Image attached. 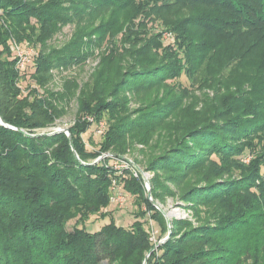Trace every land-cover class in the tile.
Here are the masks:
<instances>
[{"label":"trees","instance_id":"1","mask_svg":"<svg viewBox=\"0 0 264 264\" xmlns=\"http://www.w3.org/2000/svg\"><path fill=\"white\" fill-rule=\"evenodd\" d=\"M151 21L175 33L177 51L149 31ZM68 26L74 34L60 43L57 35ZM13 43L35 51L30 64L20 66ZM98 58L87 87L80 89L73 78H65L59 88L50 86L52 72ZM248 64L254 68L221 91L218 75L238 73ZM182 76L190 83V88L178 86L182 94L197 84L216 94L205 106L216 117H229L228 133L218 142L209 139L206 131L214 124L198 114L186 138L197 149L183 141L182 148L152 162L150 170H174L181 167L176 166L179 158L187 157L185 166L203 172L206 183L196 186L188 201L197 203L210 192L202 203L211 199L217 225L204 223L181 241L171 237L147 264H264V0H0V116L13 127L0 125V264H144L157 245L144 218L157 222L163 235L161 214L147 200V210L137 215L141 221L126 228L111 213H102L110 206L114 181L125 183L126 191L141 200L144 186L131 169L118 171L117 159L95 161L105 153L125 156L135 140L148 145L156 126L167 120L151 114L129 123L125 93L143 99ZM74 100L79 112L70 134L78 157L65 133L28 137L18 131L35 135L51 129ZM104 112L115 123L108 125L99 149L89 150L84 135L92 124L85 117L100 122ZM173 134L167 138L170 145L180 130L171 129ZM246 154L253 156L249 164L242 161ZM233 170L241 172L242 181L216 188L218 176ZM126 172L132 177L127 181ZM153 182L152 196L161 201L165 186L158 177ZM215 188L220 194L212 196ZM95 215L109 223L88 231L84 224ZM73 219L76 224L68 230ZM200 237L218 240L206 250L192 248Z\"/></svg>","mask_w":264,"mask_h":264},{"label":"rangeland","instance_id":"2","mask_svg":"<svg viewBox=\"0 0 264 264\" xmlns=\"http://www.w3.org/2000/svg\"><path fill=\"white\" fill-rule=\"evenodd\" d=\"M203 11V9H200L198 11V14H202ZM189 14L191 13L187 12L184 15L182 14L179 16V18H182L184 16L186 17ZM148 27L150 32L161 35L162 42L165 46L169 45L173 48V51H177V37L174 32L168 30L160 21H151L149 22ZM74 31L75 30L70 26L66 27L62 34L57 35L58 41L61 43L69 40L73 36ZM58 41L53 45H59ZM108 47L109 44L107 43L102 51H107ZM27 50H29V53L31 54L35 52L33 49H26V51ZM99 65L100 59L98 58L96 60L93 59L92 61L89 60L85 65L74 67L71 70H67L65 72L57 73L54 71L52 72L54 81L50 86H53L55 84L56 88H59L65 78H73L75 81H77V83H79L80 89L87 87L92 82L93 75L99 68ZM228 68L229 66L226 67V69ZM251 68L254 67L249 64L243 65L238 70V73H234V71L231 70L225 71L222 75H218V80L222 87L221 91L228 87H234V81L238 79V76L240 74L243 75L244 73L248 72L249 70H251ZM25 69L26 72H30L32 68L30 66ZM219 76L221 77L219 78ZM166 83L168 85L163 84L158 86V88L156 87V89H153L152 91L150 90L151 92L148 91V94L143 95V99L137 97L132 92L125 93V97L129 102L127 105V115H124V117L128 116L129 123L136 122L140 119H146L148 116H151V114L160 117L163 116L167 118V120L164 123H160L156 126V130L153 133L152 139L150 140L148 145L143 144V142L140 143L136 140L131 142V150L125 156H122L123 159L113 157V155H115L113 153H105L101 156L103 157V159L115 158L117 159L115 162H117L119 159L128 163L129 167L132 168L133 175L135 176L136 173V179L138 178L142 180L144 186V188L142 186L144 190V200H141L130 195L125 189V183L122 182L121 186L125 189L124 193L127 195V202L124 205L110 202V206L108 208L105 207L104 209H102V213H111L113 215L112 217L115 218L117 224L126 228L131 227V225L137 220L141 221V219H137L138 212L147 210L148 206L146 202L147 200H150L148 198V192H152L154 183L153 181L158 177L159 180L164 184L167 195L161 201L155 199L153 196L152 199L161 206V208L170 218L171 231L173 234V236L171 234L172 240L176 239L178 241H181V239H183L184 236L187 235V233L197 230L201 226L207 225L204 223H209L212 227H215L217 225L216 215L211 211L213 203L208 206V204L211 203V199L207 201L209 202L207 204L202 203L203 201H206L211 197L210 192L207 194H201L203 197H197L199 198L197 199V203L188 201L190 192L196 186H200L202 183L206 184L202 180L203 172H199L198 170L193 169V167L185 166V161L186 159H188L187 157L179 158V164L176 166L181 167H174V170L165 169L167 167H164V169L159 168L156 171H151L150 166L152 162L160 160L161 158L166 156L168 157L174 147L179 146L180 148H182L180 143L183 141L184 143L185 141H187L186 144H188L192 149L195 148L191 146V140L186 138H188V127L192 124L191 122L194 121V119L198 118V114L201 115V117H209L208 121H210V124H214V127L206 131L208 133L205 135L208 136L209 139L212 138L214 142H218L219 138L224 139L225 133H228L225 130V121L229 117L226 115L223 117L221 116V118L219 116L216 117L214 116L215 113H213L212 110L205 106V103L208 99H214L216 96V94L213 93L212 90L206 87L200 88L197 84L191 92H185L184 94H182L181 91L178 90V86L181 85V87L190 88V83L186 76H182L177 81L170 80ZM247 88L249 87L247 85H244V89L248 90ZM80 89L78 90L77 97H80ZM173 99H177L178 102H176V105L170 106L168 102ZM115 100L116 99H110L108 103L115 102ZM140 100L143 101L140 102ZM78 112L79 105L78 102L74 100L70 104L69 110L65 114V117L57 121L51 129L43 130L39 133L49 134L55 130H70V128L78 119ZM102 116H104V119L100 122H97L96 119L92 116L85 117L92 124L90 130L87 132V134L84 135V140L86 141L89 150L99 149L100 143L103 140L104 135L106 134L108 125H112L115 123L114 121H112L111 114L109 112H104ZM173 128L180 130V136L175 144L170 145L167 138L174 136V134L171 136V129ZM156 144L158 145V149L155 150L154 145ZM195 153L199 154L196 151ZM194 157L197 159L198 155ZM252 157L253 156H251V154L244 155L242 157L243 163L249 164ZM196 159H194V161ZM174 160L177 163L178 159ZM87 164L88 163H86V165ZM160 164L161 163H158L157 166L159 167ZM126 173L127 174L125 175H127V179H125V181L132 178L128 174V172ZM179 173H181L182 175H178ZM240 173L241 172H239L238 170H233L230 174L226 173L224 175H219L217 180L218 185L216 186V188H218V186L220 185L225 184H233V186H237V182L242 181V176ZM232 181L236 183H230ZM216 188L214 191L215 194L213 193L212 196H217L218 194H220V192L216 193ZM140 203L141 205H139ZM158 211L161 214L162 222L166 227V231L163 235L160 230L161 228L157 222L152 221L148 217V219L144 218L148 221L147 224L150 228V231L152 232V240L155 244H159V242L166 238L169 233L166 217L160 210ZM218 221L219 228L220 220L218 219ZM107 223H109L108 219L102 220L98 215H95L91 216L90 219L85 222L84 227L88 231L95 232L99 231ZM75 224L76 219L70 221L68 224V230H71L75 226ZM200 238H203L200 243H191L192 248H201L203 250H206L208 248H211L212 240H218L217 237L211 240L204 239L205 237Z\"/></svg>","mask_w":264,"mask_h":264},{"label":"built area","instance_id":"3","mask_svg":"<svg viewBox=\"0 0 264 264\" xmlns=\"http://www.w3.org/2000/svg\"><path fill=\"white\" fill-rule=\"evenodd\" d=\"M12 50L13 52H15L17 54V58L19 59V64L21 67H25L27 66V64L31 62L34 53H29V50L26 51V49H22L19 45H17L16 43H13L12 45ZM114 167L117 170H120V172H122L124 169H131L128 165V163H126L123 160L117 161L114 163ZM136 176V173H135ZM112 190L114 192V194L111 196V202L113 203H119L120 205H124L127 202V195L124 193L123 188L118 185V183H116V181H114L113 186H112Z\"/></svg>","mask_w":264,"mask_h":264},{"label":"water","instance_id":"4","mask_svg":"<svg viewBox=\"0 0 264 264\" xmlns=\"http://www.w3.org/2000/svg\"><path fill=\"white\" fill-rule=\"evenodd\" d=\"M0 125H2V126H6V127H9V128H13L11 125H9L8 123H6L2 118H1V116H0ZM18 131H20L21 133H23V134H25L26 136H28V137H41V136H44V135H54V134H57V133H66L67 134V136L69 137V141H70V145H71V147H72V150H73V152L75 153V155L78 157V155H77V153H76V150H75V148H74V143H73V139H72V137H71V134H70V130L68 129V130H55V131H52L51 133H49V134H46V133H38V134H35V135H31V134H29V133H27V132H25L24 130H21V129H19ZM112 157V156H111ZM113 157H115V158H121V159H123L122 157H120V156H117V155H113ZM103 159V157H100L99 159H97L96 160V162L95 163H98L99 161H101ZM148 198L150 199V201L152 202V204L158 209V210H160L163 214H164V216L166 217V221H167V224H168V228H169V233H168V236L166 237V238H164L163 240H161L160 242H159V244H157L148 254H147V256H146V258H145V262H144V264H147V262H148V259H149V257L151 256V254L156 250V249H158V247L160 246V245H162V244H164L168 239H170V237H171V234H172V231H171V224H170V218H169V216L166 214V212L161 208V206L159 205V204H157L153 199H152V192L151 191H149L148 192Z\"/></svg>","mask_w":264,"mask_h":264}]
</instances>
